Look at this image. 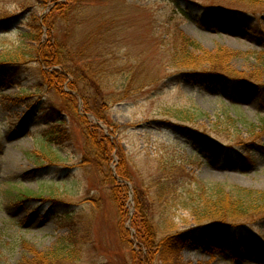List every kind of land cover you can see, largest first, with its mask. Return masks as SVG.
I'll list each match as a JSON object with an SVG mask.
<instances>
[{
  "label": "rangeland",
  "instance_id": "rangeland-1",
  "mask_svg": "<svg viewBox=\"0 0 264 264\" xmlns=\"http://www.w3.org/2000/svg\"><path fill=\"white\" fill-rule=\"evenodd\" d=\"M121 1L76 0L70 11L53 14L48 33L43 17L53 4L0 0V264L30 258L28 248L52 251L72 230L84 244L77 264H124L132 247L120 234L135 235L137 210L164 212L161 225L171 220L186 231L197 224L188 208L199 187L209 195L264 193V96L246 82L233 93L217 76L200 84L199 75H188L172 59L173 42L187 37L199 46L191 52L202 69L212 63L236 75L260 73L264 82V12H244L256 28L219 14L202 26L179 9L191 7L199 17L193 5H211L208 0L180 6L134 0L141 8L127 14L118 8ZM215 2L228 7V1ZM33 19L41 33L30 25ZM51 39L62 52L69 47L65 61L83 71L63 86L49 87L38 74L41 44ZM73 80L89 91L90 105L101 107L107 124L85 110L69 85ZM167 121L225 145L230 159L198 149L191 133H173ZM19 192L30 199L18 198ZM65 214L72 230L61 220ZM224 240L227 250L209 251L194 239L176 258L180 264H264V218Z\"/></svg>",
  "mask_w": 264,
  "mask_h": 264
},
{
  "label": "trees",
  "instance_id": "trees-1",
  "mask_svg": "<svg viewBox=\"0 0 264 264\" xmlns=\"http://www.w3.org/2000/svg\"><path fill=\"white\" fill-rule=\"evenodd\" d=\"M38 1H42L41 3L44 4L54 5V8L51 9L49 14L43 17L47 27L48 24L51 25V29L48 28V33H52L54 30L53 14L56 12L60 13L64 10L68 12L71 10L70 5H72V2L76 3V0H67L69 2L67 10L64 5L58 3L59 0ZM187 1L189 2L190 0ZM208 1V4L211 5H205V7L197 4L193 5L197 8L199 7V11H202L199 13L201 14L199 17L193 15V12L195 11L191 7H188L186 10L179 9V11L184 13L187 19H193L196 23H199L202 26L212 25L207 17L219 14L222 16L224 15L227 20L230 19L233 24H239L242 28H247V25H249L250 28L255 27L253 19L246 17L247 15L244 13L245 11H247V13L251 12L252 14L250 15L254 16L264 12V0H225L228 1V3H226L228 4V7L215 6L217 3L215 0ZM119 4L120 6L118 8L121 7L120 10L125 14H127V11L130 9L140 10L139 8H141L134 3V0H122ZM176 5L180 6L181 4L180 2H176ZM113 17L115 18V16ZM33 20L34 21H32L30 25H32L33 29L38 30V32L41 33V24H39L36 19ZM256 32H259V30ZM262 37H264V32H262ZM36 38L37 36H33V42L37 41ZM192 48L198 49L199 46L187 37H183L181 42L174 41L172 44V50L174 51L172 57L173 64L188 70L186 71L188 72V75H199V77L195 79H199L200 84H203L202 80L205 76H209L210 79L219 76L220 79L228 82V85H231L233 93L237 92V86L241 84V82H246L249 85L254 86L259 92H261V95L264 96V82L259 81L260 77H262L260 73L253 76L236 75L231 72L230 69L222 67L221 65H213L212 63H208L207 68L209 69L204 70L199 62L200 56L193 55L191 52ZM67 49H69V51L66 50L62 52L60 45L56 44L54 39L41 44V52L40 55H38L36 62L40 67L38 68L39 77L42 79V82L45 81L47 86L52 83L54 86H63L65 81L69 80L70 77L74 78V75L78 74L79 71L83 72L80 69L76 70L75 66H72L65 61L67 53L69 54V57L72 55L71 49L69 47H67ZM64 52L65 56L63 54ZM203 53L205 54V51H203ZM261 61L262 62L260 63L264 66V60ZM10 64L15 63L11 62ZM57 66L60 67V71L54 69V67ZM86 70L89 72L91 71L93 75L92 77L96 79L95 73L92 69ZM69 85L72 88H76L80 97H83L82 99L87 104L85 110L98 117L99 120L105 121L107 124L108 121L100 110L101 107L90 105L88 98L86 97V93L89 91L83 89V87L82 89L78 88L77 83H75L74 80L73 82H70ZM92 85L97 88L95 81H92ZM143 86H146L145 83L141 85L138 91H143V89H145ZM125 91L126 93L130 92L129 89H126ZM69 98L76 101V96L71 95ZM164 124V126L173 133H181L183 135H185L186 132L189 134L191 133L195 138L198 149L204 150L205 152L208 151L214 157H220L222 161H228L230 159L229 154L225 152V150L229 148H226L225 145L217 143L216 141H207L203 135L184 127L181 124L170 121H167ZM262 126H264V120L262 121ZM260 147L264 150V147L261 144ZM208 191L209 190L205 186L199 187V198H193L191 201L188 209L194 219L197 220V224L191 230L178 231L171 220L166 226L161 225L165 223L164 219H166L163 215L164 212H154L151 210L147 214L142 208L137 210L135 222L133 224L136 228L135 235L130 239L129 233L125 232L120 234L122 243L132 247L130 251V259L128 262L125 261L124 264H180L176 258L178 253L182 247L194 239L209 251L228 249L223 247L226 245L224 236L227 237L229 233L233 235L234 233L242 232V229L246 227V225H251L264 218V193L238 189V191H240L238 193H244L248 196L234 197L223 191H218L209 195L210 192ZM21 196L22 195L19 192L17 196L18 198L24 197L26 202L30 199L28 193L23 194V197ZM118 207L121 209L120 214L122 220H125L127 218V212H125L126 210L124 206H120L119 204ZM69 215L65 214L60 217H62L61 220L72 230ZM144 219L146 222L145 227L140 225V223L144 222ZM76 234L80 233L72 230L69 238L47 253H41L35 249L28 248L27 250L29 254H31L30 258H23L19 264H77L78 261H80L81 256L79 253L82 252L81 250H83L84 244H82L83 242H79L78 237L75 238ZM85 241H87L86 238ZM133 241L135 243V249L133 248Z\"/></svg>",
  "mask_w": 264,
  "mask_h": 264
}]
</instances>
